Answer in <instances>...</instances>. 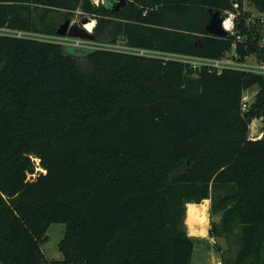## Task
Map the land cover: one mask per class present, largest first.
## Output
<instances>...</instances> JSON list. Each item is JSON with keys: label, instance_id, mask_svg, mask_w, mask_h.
Instances as JSON below:
<instances>
[{"label": "trees", "instance_id": "obj_1", "mask_svg": "<svg viewBox=\"0 0 264 264\" xmlns=\"http://www.w3.org/2000/svg\"><path fill=\"white\" fill-rule=\"evenodd\" d=\"M244 2L264 14V0H128L117 11L106 0H0V28L53 34L50 11L98 26L105 14L111 42L264 60ZM209 9L236 14V34L208 33ZM253 119L259 139L248 135ZM213 188L228 192L213 202L223 233L240 228L231 263L264 264V76L0 33V264H191L185 205ZM54 222L64 224L60 259L41 246Z\"/></svg>", "mask_w": 264, "mask_h": 264}, {"label": "rangeland", "instance_id": "obj_2", "mask_svg": "<svg viewBox=\"0 0 264 264\" xmlns=\"http://www.w3.org/2000/svg\"><path fill=\"white\" fill-rule=\"evenodd\" d=\"M243 7L244 10L248 12L249 17L253 21V23L260 21V19L264 17V14L254 5L244 2ZM36 12L39 15L42 14L40 10L34 11L33 14L35 15ZM64 13L65 12L63 11H50L46 16V19H48L49 16L54 18L56 26L59 22L66 18H69L71 20V23H78L83 25L91 23V31L95 30L96 28L95 37L90 40L82 39L83 41H78L76 38L60 36L56 33L45 34L39 32H24L19 35L23 37H30L38 40L59 43L63 46L70 47L73 52H75L77 49H111L130 53V48L125 44L124 40L117 39L115 42L110 41L112 39V35L106 25L112 21L111 17H108L105 14H98L97 17H99L101 21V24L98 26V24H96V18L94 19L88 15L80 14L78 11L73 12L70 17L66 16ZM35 19L37 22H40V17L38 15L35 16ZM84 21L85 23H83ZM180 22L181 21H179V18L171 17L166 21L165 27L176 30L181 24ZM38 27L41 26L38 25ZM0 33L18 35L16 32L5 28H0ZM262 33L264 34V32ZM69 52H71V50H69ZM152 55H161L164 57H168L167 55L160 53H152L149 56ZM75 58L80 67H88L89 61L85 56H77ZM180 59L184 60L187 58H182L179 56V60ZM245 60L248 64H254L257 60V57L256 55H250ZM256 91L257 86H252L251 88L245 90V92L243 93V101L246 104V107L253 101ZM259 122L260 120L257 121V119H253L249 124V137L252 135H257L261 132L257 125ZM211 193V199L208 198L200 203H187L189 205H185L182 227L194 240L190 263L232 264V258L239 244L238 237L240 228L235 227L233 232L228 236L223 233L220 226L221 210H219V208L217 209V206H214L213 202H217L219 198H221L228 192L227 189L224 188H213ZM197 214H200L202 218H191L194 215L195 217H197ZM63 232V223L54 222L48 226L46 230L47 239L41 245L47 258L60 259L62 257L57 244L58 241L62 238ZM262 256H264V249L262 251Z\"/></svg>", "mask_w": 264, "mask_h": 264}, {"label": "built area", "instance_id": "obj_3", "mask_svg": "<svg viewBox=\"0 0 264 264\" xmlns=\"http://www.w3.org/2000/svg\"><path fill=\"white\" fill-rule=\"evenodd\" d=\"M92 3L95 5H98L99 3H102L103 0H91ZM236 17V14L229 12L225 18H223L222 21V27L227 30V32L231 34H236L235 25H234V19ZM260 28H259V35L257 36V44L259 46H264V17L258 21ZM247 26L254 25L253 21L250 19V17L246 20L245 23ZM6 29V28H5ZM9 30V29H8ZM16 32L18 35H14L17 37H23L19 34L24 33V31L19 30H11ZM262 33V34H261ZM73 38V37H72ZM236 38L240 41H244L247 39V34L243 35H236ZM78 41H83L81 38H76ZM129 52L131 54L135 55H143V56H149L152 53L154 54H164L168 57H164L161 55H152L150 57H158V58H164V59H173L179 61V56L182 58L187 59H180V61H183L185 63H188L192 68H198L200 66H207L211 68L212 70H215L217 73L221 72L223 69H238V70H246L255 74H259L264 76V60L259 58L257 54L251 53L247 55L243 61H238L236 59V52L234 48H232L229 52L225 53L222 57L219 58H207V57H198V56H189V55H179L174 53H166V52H160L155 50H150L146 48H140V47H130ZM250 55H256L257 60L254 64H248L245 60ZM245 92V91H244ZM243 92V93H244ZM246 108V104L243 101V95H242V109L244 110ZM260 120V119H259ZM258 121V120H257ZM260 123V122H259ZM259 123L257 124L259 127ZM262 136V132H260L257 135H252L249 138L250 139H259Z\"/></svg>", "mask_w": 264, "mask_h": 264}, {"label": "water", "instance_id": "obj_4", "mask_svg": "<svg viewBox=\"0 0 264 264\" xmlns=\"http://www.w3.org/2000/svg\"><path fill=\"white\" fill-rule=\"evenodd\" d=\"M112 11H117L120 8H124L127 5L128 0H106ZM223 18L218 10L209 9V20L205 24V30L215 36L223 37L227 34V30L222 27ZM85 23V21L83 22ZM56 34L60 36H68L81 39H93V33L86 27H82L78 23H71L69 18H66L59 22L56 26ZM259 127H262V123H259ZM187 162V160H186Z\"/></svg>", "mask_w": 264, "mask_h": 264}, {"label": "crops", "instance_id": "obj_5", "mask_svg": "<svg viewBox=\"0 0 264 264\" xmlns=\"http://www.w3.org/2000/svg\"><path fill=\"white\" fill-rule=\"evenodd\" d=\"M187 205H189V204H187ZM191 205H193V204H191ZM189 208H190V206H189ZM201 216H200V214H197V217H195V215L194 216H192L191 218L192 219H194V218H200ZM202 218V217H201Z\"/></svg>", "mask_w": 264, "mask_h": 264}, {"label": "bare ground", "instance_id": "obj_6", "mask_svg": "<svg viewBox=\"0 0 264 264\" xmlns=\"http://www.w3.org/2000/svg\"><path fill=\"white\" fill-rule=\"evenodd\" d=\"M91 26H92L91 23H90V24H87V25H86V28L90 31V30H91Z\"/></svg>", "mask_w": 264, "mask_h": 264}, {"label": "flooded vegetation", "instance_id": "obj_7", "mask_svg": "<svg viewBox=\"0 0 264 264\" xmlns=\"http://www.w3.org/2000/svg\"><path fill=\"white\" fill-rule=\"evenodd\" d=\"M89 18H90V17H89ZM91 20H92V19H91ZM80 25H81L82 27H86L87 24H86V25L80 24ZM90 31H91V30H90ZM91 32L93 33V31H91Z\"/></svg>", "mask_w": 264, "mask_h": 264}]
</instances>
